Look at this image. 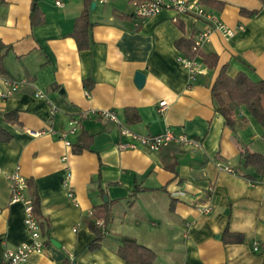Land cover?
I'll use <instances>...</instances> for the list:
<instances>
[{"label":"crops","instance_id":"crops-1","mask_svg":"<svg viewBox=\"0 0 264 264\" xmlns=\"http://www.w3.org/2000/svg\"><path fill=\"white\" fill-rule=\"evenodd\" d=\"M192 1L234 29L231 37L212 30L200 50L217 53L219 64L209 68L198 55L192 60L195 74L178 61L183 52L176 41L193 38L214 19L163 9L138 21L132 0H89L91 46L80 50L72 32L85 0L1 1L7 77L27 82L14 96L0 99V127L13 135L0 141V264L8 247L32 242L25 205L12 199L8 175L16 170L36 183L47 227L41 231L43 251L30 255L33 264H138L117 254L122 238L153 249L155 264L263 262L264 175L244 167L241 152L264 154V129L244 105L236 126L227 125L211 89L224 64L231 76L243 71L264 80V5L261 0ZM36 4L45 22L32 25ZM243 9L257 13L247 16ZM138 71L145 74L140 87ZM161 101L167 102L164 110ZM126 107H135L141 121L128 123ZM14 110L20 121L15 124L3 115ZM106 110L114 111L119 123L101 114ZM73 118L79 119L76 132L62 137ZM122 127L141 135L170 128L201 139L202 145L121 149V141H131ZM83 132L92 136L90 148L74 153ZM163 154L175 157L176 170L164 167ZM68 169L74 198L63 185ZM99 176L108 200L98 188ZM107 201L108 236L90 250L96 235L84 217ZM200 203L211 204L212 212H199ZM227 228L243 233L245 241L225 243Z\"/></svg>","mask_w":264,"mask_h":264},{"label":"trees","instance_id":"trees-1","mask_svg":"<svg viewBox=\"0 0 264 264\" xmlns=\"http://www.w3.org/2000/svg\"><path fill=\"white\" fill-rule=\"evenodd\" d=\"M264 5V0H261ZM86 7L82 14L75 20L72 35L75 37L78 48L80 50L88 49L91 46L90 29L92 22L90 20L89 0H85ZM242 13L251 16L257 13V10L243 9ZM45 22V16L40 11V8L34 5L31 13V24L38 25ZM178 26L183 27L182 23L178 22ZM176 47L183 52V56L189 60H194L198 55L209 68H216L219 64V55L214 52L205 53L196 47L194 37H181L176 41ZM9 47H6L0 41V74L8 76L9 72L4 64L5 54ZM228 65L221 66L218 75L212 85V95L216 103V110L223 115L227 125L235 127L236 117L239 115L241 106H246L250 114L258 121L264 129V80H253L247 73L240 71L237 75L231 76L227 72ZM11 78V77H10ZM84 85L90 89L92 81L85 80ZM7 122L19 123V112L10 111L3 114ZM126 120L128 123H136L141 121L142 117L135 107H126ZM13 135L0 127V141L9 142ZM92 143V136L83 132L79 140L72 146L74 153H81L85 149H89ZM244 167H254L257 172L264 175V154L261 152L244 149L241 152ZM164 167L170 170H176L177 160L174 156H162ZM98 188L102 195L105 194V189L101 185V176H99ZM28 195L32 199V207L36 218L41 225V231L47 232L45 220L41 212V198L37 190L36 183L33 179H27ZM138 189V190H146ZM133 196V195H132ZM173 208V206H171ZM112 214L109 202H104L100 205L94 206L93 211L84 217V221L91 231L95 233L94 240L90 243L89 249L96 250L101 247L103 240L108 236L109 224L111 222ZM102 219L103 223L99 224L98 220ZM225 243H242L245 241V236L241 232L231 231L229 228L225 230L222 235ZM117 254L128 263L138 264H155L157 259L156 252L139 243L135 239H121V244L117 248ZM264 254V249H263ZM261 264H264V260Z\"/></svg>","mask_w":264,"mask_h":264},{"label":"built area","instance_id":"built-area-1","mask_svg":"<svg viewBox=\"0 0 264 264\" xmlns=\"http://www.w3.org/2000/svg\"><path fill=\"white\" fill-rule=\"evenodd\" d=\"M1 1L2 0H0V3ZM57 3L60 4L59 1H57ZM132 4L134 6L133 15L138 21L154 15L163 9L174 10L177 15L191 14L196 17H206L208 19H214L211 13L206 10L199 2L192 0H132ZM212 22L214 23L207 24L204 30L195 34L194 41L196 47H200V45L208 39L212 30L216 28L221 30L227 37L233 36L234 29L229 27L223 21L214 19ZM178 61H180L184 67L188 68L192 74H195L196 68L193 66L192 60L185 58L183 55H179ZM1 82L0 99H7L11 96H14L21 89V87L25 85L27 80L22 81L5 76L1 79ZM166 106V101H161L159 103L160 110H164ZM101 114L112 119L116 123H119L117 114L114 111L106 110ZM70 125V129L68 130V132H64L61 135L62 137L65 138L67 133L76 132L79 125V119L73 118L70 121ZM121 133L122 135L131 139V141H121L119 143L121 149L134 148L138 145L152 152L162 150L163 148L173 143L179 144L184 147H189L191 149L199 148L202 145L201 139L190 136L183 131L174 132L170 128H167L163 132L157 134L141 135L131 131L127 127H122ZM65 143L68 146L72 145L71 141L67 139H65ZM221 168L225 169L226 171L233 172L231 167L222 166ZM8 177L11 182L12 199L21 200L25 205V223L32 238V242L22 243L20 245H17L16 247H8L4 255L3 264H33L30 261V255L33 252L43 251L44 242L42 240L41 225L34 214L32 199L28 195L27 179L23 177L17 170L8 175ZM71 177V170L68 169L63 179V185L68 190V196L74 198V192L71 187ZM181 193L185 194L184 191H181ZM196 207L199 212L205 214L211 213L213 210V206L211 204L204 205L200 203L197 204ZM253 248L255 250H258L259 244L255 242L253 244Z\"/></svg>","mask_w":264,"mask_h":264},{"label":"water","instance_id":"water-1","mask_svg":"<svg viewBox=\"0 0 264 264\" xmlns=\"http://www.w3.org/2000/svg\"><path fill=\"white\" fill-rule=\"evenodd\" d=\"M144 82H145V74L143 72L138 71L136 73V83H137V85L140 87V86H142L144 84ZM104 198H105V200H108L106 195H104Z\"/></svg>","mask_w":264,"mask_h":264}]
</instances>
